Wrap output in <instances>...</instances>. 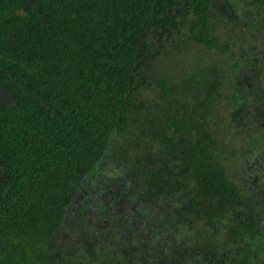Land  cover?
I'll use <instances>...</instances> for the list:
<instances>
[{"label":"trees","instance_id":"obj_1","mask_svg":"<svg viewBox=\"0 0 264 264\" xmlns=\"http://www.w3.org/2000/svg\"><path fill=\"white\" fill-rule=\"evenodd\" d=\"M263 71L264 0H0V264H264Z\"/></svg>","mask_w":264,"mask_h":264},{"label":"flooded vegetation","instance_id":"obj_2","mask_svg":"<svg viewBox=\"0 0 264 264\" xmlns=\"http://www.w3.org/2000/svg\"><path fill=\"white\" fill-rule=\"evenodd\" d=\"M257 73L258 72H250L248 75L258 78ZM255 82H257V80H255ZM262 89V87L261 89H259V87L252 88L254 97L252 98L253 102L248 104V109H246L245 113L250 121L248 123L249 126L253 127L249 139L252 144H255L253 145L249 159L245 163L243 174L245 180H247L246 189L248 193L251 194L252 200H255L254 202L261 201L264 206V92ZM256 140H258L259 143H256ZM109 192H111V190H109ZM113 194L114 197L111 201L103 202L107 207L109 206L108 209L106 208V211L110 210V207L112 206V209H115L114 205L118 207L120 213L123 215L122 222L124 225L122 228H124L133 239L136 237H142L149 230L145 220L149 218L148 213L150 211L147 210L146 215L126 189H116ZM80 201V208L89 214L94 212V204L98 202V200L92 198L85 199V196H81ZM138 212H140V214ZM161 213L162 209L159 206H152V225L157 239L160 238L163 230L160 222L162 216ZM109 216L110 218L104 219L109 226H112L113 223H118L111 213ZM90 222H92V219ZM162 223H164L163 220Z\"/></svg>","mask_w":264,"mask_h":264},{"label":"rangeland","instance_id":"obj_3","mask_svg":"<svg viewBox=\"0 0 264 264\" xmlns=\"http://www.w3.org/2000/svg\"><path fill=\"white\" fill-rule=\"evenodd\" d=\"M260 38H261V36L259 37V34H258V35L256 36V40H257L258 43H262ZM197 48H199V47H197V45H195V44H191L189 51H194V50L197 49ZM191 59H192V58H191Z\"/></svg>","mask_w":264,"mask_h":264}]
</instances>
